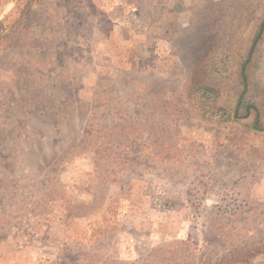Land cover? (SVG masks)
<instances>
[{
	"label": "rangeland",
	"instance_id": "1",
	"mask_svg": "<svg viewBox=\"0 0 264 264\" xmlns=\"http://www.w3.org/2000/svg\"><path fill=\"white\" fill-rule=\"evenodd\" d=\"M27 2L0 0V264H264V130L226 113L264 0Z\"/></svg>",
	"mask_w": 264,
	"mask_h": 264
},
{
	"label": "trees",
	"instance_id": "2",
	"mask_svg": "<svg viewBox=\"0 0 264 264\" xmlns=\"http://www.w3.org/2000/svg\"><path fill=\"white\" fill-rule=\"evenodd\" d=\"M32 0H28L27 4ZM29 6L26 5L23 12L28 11ZM264 36V17L258 26V30L252 39L251 46L246 50L241 57L238 66V78L240 90L236 94L235 102L232 107L226 112L232 116L235 122L239 123L246 130L262 131L264 130V106L259 99L249 97L250 84L254 74V67L257 63V47ZM1 38V37H0ZM180 39V38H179ZM176 43V39L173 40ZM188 50V47L185 48ZM187 49V50H186ZM189 73V72H188ZM188 80H190L188 75ZM207 91L213 88L205 85L201 89Z\"/></svg>",
	"mask_w": 264,
	"mask_h": 264
},
{
	"label": "crops",
	"instance_id": "3",
	"mask_svg": "<svg viewBox=\"0 0 264 264\" xmlns=\"http://www.w3.org/2000/svg\"><path fill=\"white\" fill-rule=\"evenodd\" d=\"M181 1H184V0H181ZM186 9V8H185ZM186 15L188 16L189 15V12L188 11H185Z\"/></svg>",
	"mask_w": 264,
	"mask_h": 264
}]
</instances>
